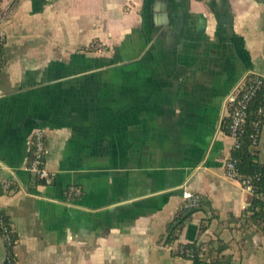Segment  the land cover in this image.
<instances>
[{"label":"crops","instance_id":"1","mask_svg":"<svg viewBox=\"0 0 264 264\" xmlns=\"http://www.w3.org/2000/svg\"><path fill=\"white\" fill-rule=\"evenodd\" d=\"M0 25V212L18 264H191L176 254L191 243L264 264L222 129L232 93L264 78V0H0ZM35 130L49 183L26 171ZM257 150L264 166V128ZM183 192L206 205L166 244Z\"/></svg>","mask_w":264,"mask_h":264},{"label":"trees","instance_id":"2","mask_svg":"<svg viewBox=\"0 0 264 264\" xmlns=\"http://www.w3.org/2000/svg\"><path fill=\"white\" fill-rule=\"evenodd\" d=\"M255 76H248L245 80L247 87ZM264 79V78H262ZM264 99V81L261 89L255 94L248 105L246 121L240 134L239 148L232 150L231 160H236V168L239 172L241 180H246L251 186L252 201L250 206L243 210L240 218L242 225L250 227L256 226V229L264 234V166L258 160V143L261 135V130L264 126V120L258 114L259 107ZM228 112H231V106L228 104ZM230 118L227 117L222 122V129L228 134ZM259 129L253 144V136L256 134V129ZM205 202L200 198L199 203L195 207L186 208L182 204L177 211L174 219L166 227L165 243L171 244L176 240V235L181 230L184 222L190 216L205 207ZM211 212V211H210ZM208 221V220H206ZM204 221L200 224V232L204 230ZM0 236L4 242L6 249V259L3 264H18L14 254V246L17 240V235L13 231L9 218L0 212ZM203 244L191 243L187 245H178L176 249L177 256L188 259L191 264H220L216 259H212V250L202 248ZM225 264H232L226 260Z\"/></svg>","mask_w":264,"mask_h":264},{"label":"built area","instance_id":"3","mask_svg":"<svg viewBox=\"0 0 264 264\" xmlns=\"http://www.w3.org/2000/svg\"><path fill=\"white\" fill-rule=\"evenodd\" d=\"M5 42V31L0 25V65L2 63L1 51ZM263 81L259 76H255L254 80L245 87V82L240 86L236 92L232 93L228 100V104L231 106V112L228 114L230 118L228 135L233 139L232 150L239 148L238 138L242 133L243 126L246 121V114L249 102L255 96V94L263 86ZM258 114L264 120V99L259 107ZM264 128V126H263ZM262 128V129H263ZM259 129H256V134L253 136V144H256V136L259 133ZM262 132V130H261ZM45 150H46V138L41 130H35L30 140L29 160L26 165V171L33 175L38 181L49 183L52 175L45 169ZM236 160L229 158L224 163V173L226 177L232 180L238 181L246 190L251 192V186L246 180H241L239 172L236 168ZM10 190V185L6 182H0V193ZM67 199L80 196V191L76 188L68 190ZM183 205L186 208L197 206L200 197L198 195L191 194L190 192H183Z\"/></svg>","mask_w":264,"mask_h":264},{"label":"water","instance_id":"4","mask_svg":"<svg viewBox=\"0 0 264 264\" xmlns=\"http://www.w3.org/2000/svg\"><path fill=\"white\" fill-rule=\"evenodd\" d=\"M0 245H1V248H2V260H1V262H0V264H3L4 262H5V259H6V249H5V245H4V242H3V240H2V238H1V236H0Z\"/></svg>","mask_w":264,"mask_h":264}]
</instances>
